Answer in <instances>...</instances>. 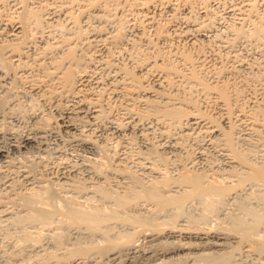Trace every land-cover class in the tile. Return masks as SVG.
I'll list each match as a JSON object with an SVG mask.
<instances>
[{"label": "bare ground", "instance_id": "obj_1", "mask_svg": "<svg viewBox=\"0 0 264 264\" xmlns=\"http://www.w3.org/2000/svg\"><path fill=\"white\" fill-rule=\"evenodd\" d=\"M216 3L221 5L219 14ZM220 20L227 25L222 26ZM58 25L66 29V37L55 38L48 32L47 27ZM241 36L264 38V0H0V65L39 97L41 110L44 107V115L58 125L61 137L98 142L110 160L106 167L83 171L63 160L38 169L39 181L54 180L66 193L71 192L70 197L66 194L72 198H67L69 205L61 209L68 226L81 229L82 225L88 230L85 235L98 232L107 243H124L131 240V232L126 229L111 236V227L103 224L131 222L158 232L155 210H169L168 218H176L184 214L186 201L199 198L205 212H215L223 198L234 194L236 212L229 210L224 219L227 232L257 235L264 227V73L255 69L253 56H242L233 47L232 41ZM9 102L0 100V121L17 122L22 107L17 103L20 108L12 109L15 105ZM26 112L24 119L34 122L43 116L35 110ZM195 138L197 150L192 154L194 150L190 153L189 149V154L185 141ZM206 155L218 160L209 164V171L205 169L210 174L195 167ZM7 168L0 178V195L15 193L31 211L25 209L27 214L14 218L52 222L49 212L36 208L44 204L43 192H15L14 179L27 185L35 174L24 167ZM242 192H250L247 196L252 194L261 202V210L245 194L239 196ZM73 194L83 201L94 196L111 201L116 208L84 207ZM140 200L151 204L154 214L119 211ZM205 215L188 213L185 229L196 228ZM177 230L166 233L172 236ZM62 234L54 235L55 246L64 244L66 234ZM22 239L38 244L32 235ZM256 240L262 244L264 236ZM177 243L175 247L184 242ZM87 248L74 245L72 254ZM193 257L173 262L245 264L231 251Z\"/></svg>", "mask_w": 264, "mask_h": 264}, {"label": "rangeland", "instance_id": "obj_2", "mask_svg": "<svg viewBox=\"0 0 264 264\" xmlns=\"http://www.w3.org/2000/svg\"><path fill=\"white\" fill-rule=\"evenodd\" d=\"M48 2H49V0H48ZM216 5H217L216 10L219 14L221 11L220 10L221 5L220 4L218 5V3H216ZM223 21L220 20V22H223ZM225 21L223 23H221V24H223L222 26L227 25L228 22L227 21L225 22ZM247 28H248V26H247ZM249 28H251V25L249 26ZM47 30H48V32H50V34L53 35V36L52 35L51 36L55 37V38H63V37L67 36L66 29H64L60 25L49 26V28L47 27ZM229 37H230V35H229ZM241 38H242V36L239 38H236L238 40L234 39L232 41V44L234 43L233 47H236V48L238 47L237 50L240 49L241 51H243V52H240V50H239V53H241V55L243 54L242 56H247L248 58H251L253 56L251 59H253L254 62H257L256 63L257 66L254 63L255 69L258 67L259 69H257V70L261 69L259 72L264 73V40H263L264 38H257L258 40L256 38H253V39L250 38L251 40H249V37H248V40H247V38H244V37L242 39ZM239 39L242 42L239 41ZM259 39H261L260 42H258ZM256 40H257V42H256ZM240 45L245 46L246 50H244L245 48L243 46L240 47ZM241 48H243V49H241ZM244 54H246V55H244ZM255 60H257V61H255ZM258 61L260 63H258ZM259 64H260V66H259ZM262 69H263V71H262ZM262 73H260V74H262ZM23 83L24 82L22 80L18 79L17 77H14L10 70L3 67V64L0 65V100L6 99V102L10 101L9 103H11L13 106L15 105L12 109L17 107L18 105L22 107V108H20L18 106L20 108L19 112L20 111L21 112H20V114H19V112H17L19 114L17 117L18 118L17 122H8V121H5L4 119H1L2 122L0 121L1 122L0 123V178H1V175L6 174V172L3 173L4 171H7L6 167H8L7 169H11V170L12 169L17 170L19 168H22V169L25 168L28 172L30 171L29 173L31 175L35 174L33 182L30 184H27V185L22 184V182L19 183L17 181V178L14 179L15 182L13 181V186L15 188V192H19L20 194H26V195H28V194L34 195L33 193H35V195H36V193L41 194L43 192L41 194L42 195L41 199L43 200V202L42 201L41 202H42V204L43 203L44 204L41 205L39 203V205H37L36 208H38V206L39 207L41 206L40 209H42V210L45 209L47 211V213L49 212L51 214V217L53 216L52 217L53 220L51 219L50 221H52V222H47V223H40L39 221H38L39 222L38 223L37 220L32 221V222L31 221L22 222L20 220L21 222H18L17 218L19 217V215L21 214L22 216H24L25 213L27 214L28 210L30 211V209L26 208L25 206H22L23 204H22L21 200L19 199V197H17L15 195V193H13V194L3 193L6 195L1 194L0 197H2V198H0V206H1L0 207V215H1L0 216V264H11V263L12 264H174L175 261L179 262V260L184 261V260H190V258H195L193 256L194 255L196 256V254L198 255V253H202V254L204 253L207 255V254H214V253L216 254L217 252L223 253V251H229V252L231 251V253L234 256H236L234 258H236V260L238 258L237 261L240 260L241 262H243L245 264H264V242H262V244H258L257 243L258 240H256L259 237L264 236V227L263 226L262 227L260 226L257 235H255L253 237H250V236L245 237V235H240L241 233L236 232V231H233L234 232L233 233L232 231L228 230V232H227V230L225 228V225H226L225 223L227 222V220H224V219H225L226 215L228 214L229 210H230V212L231 211H233L234 213L236 212V209H234L236 206L234 203H232V202H234L233 201L234 200V194H233V196L229 194V197L227 196L228 198L227 197L225 199L223 198L222 203L218 205L219 209L215 212H209V213L207 211L205 212L203 205L201 203L202 201H199L200 200L199 198H194V199L192 198V200L189 199L185 203V207L183 210V211H185V212H183L184 214L176 216V218H172V219H169L168 218L169 216H167V214L168 215L171 214V211L169 213L167 212L169 210H167L165 212H163V211L156 212V210L154 211L153 206L151 208H149L151 206V204L150 205L147 204L148 202L147 201L144 202V200H140V201H138V203L137 202L133 203V205L131 204L132 205L131 207L129 206L126 209L123 208L124 210L119 209V211L121 210L120 212L123 215L124 214H126V215L137 214L138 215L141 212H143V214H147V212L149 214H154L153 213V211H154L155 214L158 213L157 217H159L158 222H160V225H159L158 229L162 230V231L158 230V232H157V230H154L155 232H152L153 230H150V229L144 228V227H143L144 228L143 229L141 226L139 227V225H137L135 223L131 224V222H128V223L125 222V224H124V222L122 223V221H113V220H112V222L111 221L107 222V223L105 222V224H103V227L104 226L105 227H107V226L111 227V228H109V233H110L109 235H111V234L113 235V233L116 236L120 235V233L121 232L124 233V230H126V229L127 230L125 232L128 231V232H131L133 234L131 240H129L128 242H124V243L121 242L122 244L121 243L110 244L109 242L107 243L106 238L104 236H101V234L98 232L92 233V234H90L88 232V234L85 235L88 230H84L86 228L84 226H83L84 227L83 228L82 225H80V227H81V229L83 228L82 229L83 231L80 228H78L79 225H77V227H75L76 225H74V226L69 225L70 226L69 227L67 224V221H66L67 219H65L64 218L65 216L62 215L63 214L62 210H64V208H67V205H69V204H67L68 203L67 198L72 199V198H69L70 197L69 193H71V192L66 193L65 190L62 189L54 180L41 178V181H39L40 177L38 176V178H37V176H36L38 169L42 165H48V166H49V164L50 165H53V164L56 165L57 162L59 163V161L62 162V160H63L65 163H67V164L69 163V165L71 164V166L73 165V167L76 166L77 168L78 167L80 169L82 168L81 170L83 171L84 168H86V169L90 168L91 169L94 167H99V168L100 167H106L107 166L106 164L109 165L110 160L107 159V156L103 152L102 148L99 146L98 142H95L92 140H90V141L87 140V142H88L87 143V142H84L86 140H82L80 138H72L71 139V137L65 136L68 139L67 140L64 137H61V135L63 136L64 134H62V131L59 130L58 125L55 124L54 122H52V120L50 119L49 116L44 115L45 111L43 110L44 109L43 105H42L43 108L41 110V103L38 99L39 97L36 96V94H34L33 92L28 91L25 88L26 84L24 83V85H23ZM12 102L15 104H13ZM17 103H18V105H16ZM22 110H24V111L26 110L27 112L35 110V112L36 111L38 113L40 112L41 115H43V116H41L39 113V116H41V117L40 118L38 117L39 119L37 121H35V122L32 120L30 121V119H28L27 117H25V119H24V115L26 116L27 114H25L26 111L24 112ZM21 115H23V116H21ZM42 117L46 118V119L43 118L44 122L41 119ZM47 118H48V120H47ZM27 119L30 122H27ZM40 119L42 121H40ZM45 121H47V122L45 123ZM36 122H39V123H36ZM16 123L17 124L19 123V126ZM26 123H28V124H26ZM33 124H35V125H33ZM30 130H32V131H30ZM53 132H54V135L52 136ZM27 133L29 134V137H28ZM32 133H33V135H36V137L32 136L31 135ZM26 134H27V136H26ZM37 135H39V136H37ZM45 135H47V136H45ZM48 136H49V138H48ZM62 138L65 139L66 141L62 140ZM23 139H25L26 141H24ZM41 139L43 141L45 140L47 143L41 141ZM54 139H55V141L58 142V144L57 143L55 144ZM17 140H20V141L17 142ZM197 140H198L197 138H195L193 140L188 139L189 142H187V140L185 141L186 143L184 142L186 147H188V153H189V149H190V153H191L192 149L194 150L192 152V154L195 153V150H197L196 144L199 143V140L198 141ZM14 141H15V144H13ZM49 141H50V143H49ZM10 142H12V143H10ZM16 142H17V144H16ZM18 143H19V145H18ZM110 143H111V145H114L113 142H109V144ZM188 144H189V146H188ZM205 157H206V159L197 160L195 162V164H196L195 167L200 171H202V170L204 171L205 169L207 171H209V169H207L209 167V164H212V162L218 163V160L216 161V158L213 156L208 157V155H206ZM108 160H109V162H108ZM207 160H209V161H207ZM201 161H202V164H201ZM11 164L12 165L14 164L15 167H14V165L12 166ZM207 173L210 174V172H207ZM23 185H24V187H23ZM27 186H29V187H27ZM16 187H17V191H16ZM25 187H27V188H25ZM250 192H247V193H250ZM247 193L242 192L241 195H239V196L245 197L244 196V194H245L246 197H249L250 200L252 201L251 204L252 205L255 204L254 206H256V203H258L256 206V209L258 211L261 210V207H258V206H262L261 202H259V201L256 202L257 199L256 198L254 199V197L252 198V194H251V196L250 195L247 196ZM73 195L75 196L73 198L76 199V201H80L78 203L83 204L84 207L85 206L88 207V205H89V207L99 206V207H102L104 210H108L109 208H116L115 205L113 204V202H111V201L106 202V201H103V200H101L95 196L93 197L94 199L90 198V199H88V201L85 200L86 201L85 202V201H83L84 199L81 196L78 197L77 194H73ZM253 202H256V203H253ZM3 209H4V211H3ZM147 209L148 210L151 209L153 211L150 212V210L148 211ZM138 211L140 213H138ZM1 212H3V213H1ZM61 212H62V214H61ZM224 212H226V213H224ZM188 213L193 214V215L196 214V216L201 214V213H206L205 218L202 221H200V223H197V225H196L197 229L194 228L195 225L193 227H190V228H192L191 230L187 228L190 231L185 229L186 226H184V225L186 224V222L184 220H186V216ZM16 215L18 217L14 218ZM162 218H163V220H162ZM164 219H167V220L165 221ZM45 224H47V225H45ZM65 225H67L68 227ZM182 226L184 227V229ZM222 226H223V228H221ZM171 228H173V229L176 228V230L178 229L177 231L172 232L173 233L172 236L169 235L168 233H166ZM213 228H214V230H213ZM215 228H217V229H215ZM118 229L120 232L118 231ZM207 229L212 233L211 235L207 231ZM179 230L181 231L180 236H178ZM185 230H187V231H185ZM192 230H193V232L191 233ZM200 230H204L205 232L202 233V232H200ZM61 231L64 234H66V235L62 234L65 236V239L63 238L64 244L55 246L53 240L55 239V236L57 233H62ZM183 231L186 233H184ZM196 231H198V232H196ZM195 232L198 234H196ZM215 232H217L216 236H215ZM237 233H239V235H237ZM25 234H27L29 236L30 235L35 236L38 239V242H37L38 244L34 245V243L31 240H26L25 242L21 241V240H23L22 238H24ZM190 234H191V237H190ZM200 234H202V235H200ZM206 234L208 236H206ZM235 235H237V236H235ZM179 237H181V238H179ZM208 237H209V239H208ZM238 237H240L241 239ZM187 238H189V239H187ZM253 238H255V239H253ZM186 241H189V242L186 243ZM174 242L176 243V246L178 245L177 242H182V243L184 242V243H186L185 245H187V246L182 247V246H184V243H183L182 246L175 247ZM190 242H192L193 245L195 244L194 246H197L196 247L197 249L195 247H193L192 244H190ZM206 242H207V244H205ZM79 243L81 245H78ZM214 243L216 245H214ZM74 245H76V247L77 246H84V247L88 246V248H87V250H84L85 252L84 251L76 252V253L74 252L72 254L73 251L71 248H73ZM188 247L191 248V250L188 249ZM69 248H70V250H69ZM174 248L176 250H172ZM199 248L200 249L202 248L204 251H202V249L200 250ZM166 251H167V253H166ZM199 264H203V263L201 262Z\"/></svg>", "mask_w": 264, "mask_h": 264}]
</instances>
